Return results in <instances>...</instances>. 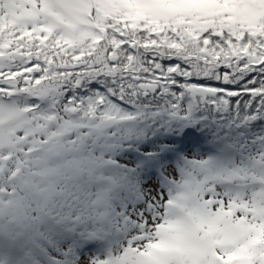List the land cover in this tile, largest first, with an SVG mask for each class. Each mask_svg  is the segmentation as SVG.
I'll return each mask as SVG.
<instances>
[{
    "label": "snow or ice",
    "instance_id": "obj_1",
    "mask_svg": "<svg viewBox=\"0 0 264 264\" xmlns=\"http://www.w3.org/2000/svg\"><path fill=\"white\" fill-rule=\"evenodd\" d=\"M0 264H264V0H0Z\"/></svg>",
    "mask_w": 264,
    "mask_h": 264
}]
</instances>
